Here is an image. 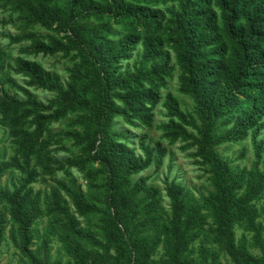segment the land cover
<instances>
[{"label": "trees", "instance_id": "obj_1", "mask_svg": "<svg viewBox=\"0 0 264 264\" xmlns=\"http://www.w3.org/2000/svg\"><path fill=\"white\" fill-rule=\"evenodd\" d=\"M0 7L29 28L9 36L29 41L21 52L72 61L62 80L17 55L12 70L21 84L1 75L0 46V123L13 144L0 159V247L8 239L23 264H223L220 251L231 264H264V0H0ZM175 72L191 109L167 89ZM28 87L53 95L44 103ZM158 106L161 138L193 147L208 175L210 189L198 199L175 178L159 188L141 175L162 166L166 147L124 126L151 128ZM60 120L64 128L53 130ZM246 138L249 167L218 152ZM7 172L18 175L9 185ZM86 216L96 218L98 233L80 225ZM54 240L65 259L51 257Z\"/></svg>", "mask_w": 264, "mask_h": 264}, {"label": "rangeland", "instance_id": "obj_2", "mask_svg": "<svg viewBox=\"0 0 264 264\" xmlns=\"http://www.w3.org/2000/svg\"><path fill=\"white\" fill-rule=\"evenodd\" d=\"M22 24L18 20V16L16 13H10L8 10H4L0 7V46L5 51V67L1 72V75H5L7 77H11L17 82L22 84L23 77L19 74H16L13 68V60L17 55H20L29 60H35L40 63L45 69L56 72L62 80L66 79L67 77V70L71 66L72 61L68 58L61 56L60 54L55 55H43L41 53L35 54L29 51L21 52L20 48L23 47L25 44L29 43L28 40H24L21 42L13 43L10 41V35H16L19 33H23L28 31L29 28H25L22 30ZM33 31L38 32L40 35L45 34H52V31L46 30L38 25H35ZM176 72L173 77L168 80L167 89H169L173 94L180 98L182 101V107L191 109V102L190 100L183 96L181 93L176 91ZM28 91L30 94L37 100L42 101L44 103L47 102V99L52 97V93L36 89L33 87H28ZM18 96L21 98H25L24 94L19 91ZM155 113V121L151 128L147 127H131L124 126V124L119 123L118 126H124V130L127 134L137 137L142 133H147L148 138L152 140H159L163 146L166 147L167 153L164 157L162 166L155 171L154 166L147 168L145 171L141 173L143 176H149V183L152 185L158 186L162 188L164 185V179H176L181 184H183L184 188L191 195L193 198L198 199L199 195H204L210 189V184L207 179L208 175L204 170L194 163V159L191 156L194 148L189 147L186 149H181L182 146L185 145V142L176 141L173 144H169L166 139L161 138V129L157 127L158 123L161 120L165 119L163 115L160 113L163 111L160 106L157 107ZM160 113H159V112ZM65 120H60L56 123L51 124V128L53 130H61L64 128ZM9 130L7 126L0 123V159H7L12 154V141L9 136ZM259 138L263 140L264 146V129L261 131ZM135 143V142H134ZM136 146V144H134ZM53 147V146H52ZM66 147L70 148V144L66 143ZM218 152L222 154V156L233 159V164L238 167H249L254 159V152L251 141L249 138H246L239 142H225L222 145L218 146ZM241 151H243L244 155L240 158ZM76 152L75 149L71 150H60L57 152L58 156L66 157L68 155H72ZM170 164V167H169ZM71 175L73 178L76 179L75 183L81 184L82 188L85 189L86 181L82 178V173L77 171L76 168H71ZM17 174H11L7 172L2 177V183H6L9 185L11 181H14L17 178ZM57 178L64 177L62 172H58ZM68 180L69 177H66ZM35 189L38 188H45L43 183H35L33 186ZM90 194L97 195L96 190H92ZM163 203H167V199L163 197ZM90 221L87 222V220ZM79 223L81 226H85L90 230H94L98 233V228L96 225L98 222L96 221L95 217H80L78 218ZM44 224L43 222L38 223V230L40 232L43 231ZM243 231L241 228H237L236 230V237L240 238ZM250 238V237H249ZM253 253H257L256 250H252ZM50 255L51 257H63L65 259L63 252L60 251L59 243L54 240L50 244ZM157 262L159 261V256H155ZM219 259L222 261L223 264H231L228 256L223 252L220 251ZM0 264H23L20 255L18 254L16 248L12 245V243L7 239L0 247ZM157 264H163L162 261L158 262Z\"/></svg>", "mask_w": 264, "mask_h": 264}]
</instances>
